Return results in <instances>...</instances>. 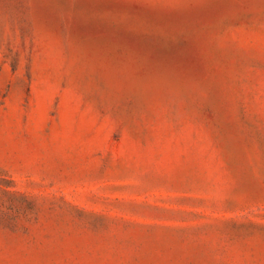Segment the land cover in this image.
<instances>
[{"label": "rangeland", "instance_id": "1", "mask_svg": "<svg viewBox=\"0 0 264 264\" xmlns=\"http://www.w3.org/2000/svg\"><path fill=\"white\" fill-rule=\"evenodd\" d=\"M0 264H264V0H0Z\"/></svg>", "mask_w": 264, "mask_h": 264}]
</instances>
